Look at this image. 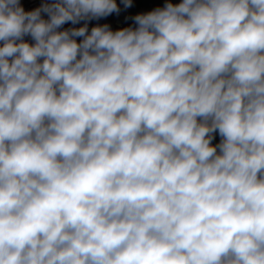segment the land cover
Instances as JSON below:
<instances>
[{"label":"clouds","instance_id":"9594fccd","mask_svg":"<svg viewBox=\"0 0 264 264\" xmlns=\"http://www.w3.org/2000/svg\"><path fill=\"white\" fill-rule=\"evenodd\" d=\"M120 11L0 0V264H264V0Z\"/></svg>","mask_w":264,"mask_h":264},{"label":"built area","instance_id":"2783aa9c","mask_svg":"<svg viewBox=\"0 0 264 264\" xmlns=\"http://www.w3.org/2000/svg\"><path fill=\"white\" fill-rule=\"evenodd\" d=\"M45 0H20L21 5L24 7V9L26 11H30L33 10L35 8H38L41 6L42 3H44ZM154 5V2L152 1H148L146 4L141 5L139 8L140 10H145L147 7H151ZM121 9V11L117 14V13H112L110 15V17L106 20L104 19V17L99 18V19H93L91 21H88V28L89 31L91 30V28L93 26H97V25H103V24H108L110 25V27L113 30H118L120 28H124V27H129L131 26V16L130 14L125 10V7L122 3V0H119V5H118ZM44 16L45 19H47V15L46 14H42ZM85 22L81 21L80 23L76 24V25H72L70 22L66 23L63 28H68V27H81L83 26ZM82 38H77V40L79 41ZM25 40L28 42H32L31 41V37H25ZM216 138H219L218 134L216 136Z\"/></svg>","mask_w":264,"mask_h":264},{"label":"crops","instance_id":"0c3cea01","mask_svg":"<svg viewBox=\"0 0 264 264\" xmlns=\"http://www.w3.org/2000/svg\"><path fill=\"white\" fill-rule=\"evenodd\" d=\"M148 1H152V2H154V5L153 6H151V7H147L145 10H140V6L141 5H143V4H146ZM116 2H117V4L119 5V0H116ZM166 2H172V3H179L180 2V0H132V5H131V7H129V8H127V9H125L129 14H130V16H131V23H130V25L131 26H135L134 25V22H133V20H132V17H134L135 15H137V14H140V13H146V12H148V11H151V10H153L154 8H157V7H163L164 6V4L166 3ZM111 15V14H110ZM110 15L109 16H107V17H104V19H108L109 17H110ZM219 142V138H215V140L213 141V143L215 144V143H218Z\"/></svg>","mask_w":264,"mask_h":264}]
</instances>
